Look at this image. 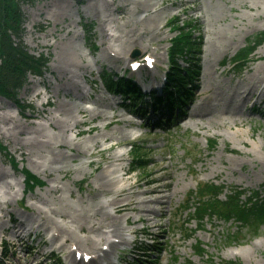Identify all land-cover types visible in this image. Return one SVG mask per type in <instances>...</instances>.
<instances>
[{"label": "rangeland", "instance_id": "374dc122", "mask_svg": "<svg viewBox=\"0 0 264 264\" xmlns=\"http://www.w3.org/2000/svg\"><path fill=\"white\" fill-rule=\"evenodd\" d=\"M21 9L24 46L31 54L44 53L49 61L43 76H28L20 90L18 98L24 109L0 97V143L6 147L7 154L15 157L20 168L30 170L43 185L26 192L20 171H13L9 160L0 152L3 223L0 242L7 241L5 246L0 243V250L1 247L6 249V257L0 264L37 261L41 264H84L70 259L69 245L58 249L62 237H54V230L47 226L34 231L42 230V241H48V246L44 247L38 237L32 238L33 233L27 237L28 243L11 245L10 241L16 242L11 224L18 221L15 225L26 229L32 224H50L52 219L77 224L83 216L88 222L85 215L93 213L91 191L98 172L95 163L101 159L100 154H91L89 140L100 138V135L126 139L106 155L122 154V160L114 161L113 168L120 177L124 173L129 183H136L139 186L136 191L148 186L144 185L147 179L163 172L175 184V189L169 203L162 204L161 216L151 217L158 225L147 234L133 236L131 229L143 228L145 224H127L124 218H119L123 228L121 236L127 243L116 245L109 258L98 264H114L118 255L123 257L121 264L133 261L134 256L146 259H140L137 264H202L203 259L194 254L197 241L204 244L215 264L228 261L264 264V224L257 235L251 237L246 229L239 231L234 222L210 219L202 226L195 221L187 222L189 211H184L187 196L198 183L212 181L227 188L249 189L264 185V103L258 100L255 92L243 100L239 110L226 104V100L241 99L236 91L243 89L253 66L264 63L263 40L243 71L233 65V56L245 47L247 39L264 33V0H36L34 4L22 3ZM164 16H168L166 21ZM174 16L182 22L191 20L194 28L185 31L191 34V42L198 49L193 51L192 48V52L178 62L186 65L191 61L195 66L192 82L195 88L182 119L173 120L168 128L161 129L148 123V117L130 112L124 106L126 103H118L103 79L107 74L114 79L125 75L143 84L142 79L151 76L152 71L145 75L124 70L134 61L143 64L144 55L155 59V66L165 63L167 49L175 35L168 23ZM86 23L94 25L90 37L82 27ZM135 50L139 55L133 58ZM29 78L34 81L30 82ZM198 90H201L200 95L196 96ZM33 92L36 94L32 95ZM75 105L90 113L78 114ZM69 112L73 118H68ZM46 114L65 121L57 127L48 126ZM95 115L99 117L92 121L90 117ZM111 115L117 123L105 128ZM74 121L87 123L74 127ZM93 126H96L95 131L89 132ZM31 128H34V136L39 135L46 143H35L31 147ZM79 130L81 134H77ZM61 139L65 140L64 146L56 148ZM212 141L216 144L214 148L210 147ZM113 143H116L115 138L101 142V146ZM130 143L140 144L142 166L132 163ZM53 147L54 153L64 155L61 163H48ZM29 150L37 163L27 158ZM41 164L46 165L50 175L41 172ZM109 165L102 163L104 168ZM58 166L64 171L58 172ZM54 183L68 190L63 194L51 193L48 188ZM153 185L154 182L150 183ZM164 194L168 193L164 191ZM112 197L113 194L106 193L95 196V200L107 202ZM74 209L80 211V215L68 218ZM115 210L113 207L107 211L119 217ZM122 214L131 218L139 216L131 211ZM84 234L78 232L79 236ZM235 234L236 239L228 242ZM188 235H192L189 240L186 239ZM118 238L110 240L116 242ZM51 247H54L52 258L48 256ZM99 247L104 249L108 245L101 243ZM134 247L140 248L141 253L129 251Z\"/></svg>", "mask_w": 264, "mask_h": 264}, {"label": "bare ground", "instance_id": "6f19581e", "mask_svg": "<svg viewBox=\"0 0 264 264\" xmlns=\"http://www.w3.org/2000/svg\"><path fill=\"white\" fill-rule=\"evenodd\" d=\"M168 16H164V20L166 21ZM112 36V34H111ZM261 57V56H260ZM252 74L248 77L247 82L242 85L240 90L236 91L238 96H241L239 100H226L227 106H233L234 110L240 109L241 103L245 100L248 96L258 93V100L263 101L264 103V63L256 64L252 68ZM29 81H34L33 79L29 78ZM201 91V90H200ZM200 91L196 93V96L200 95ZM36 93L33 92L32 95ZM84 99V98H82ZM75 109L78 114H85L90 113V110H86L81 106L75 105ZM70 107H73L70 106ZM225 112V108H224ZM228 114L229 111H226ZM68 118H73L71 112L68 113ZM214 114L212 113V116ZM119 116V115H117ZM121 116V115H120ZM119 116V117H120ZM192 116V114H190ZM99 115L91 116L90 119L93 121L94 118H98ZM107 118V117H106ZM114 116L111 115L108 117V120H111L109 123L105 124L104 127L107 128L110 124L117 123V121L113 120ZM46 121L48 122V126L57 127V125L64 123L65 120L59 119L58 116H53L46 114ZM125 123H127L126 119H122ZM87 123V121H74L73 126L78 127L82 124ZM39 127L44 128L43 125H39ZM96 126L91 127L88 129L89 132L95 131ZM34 128H31L32 137L29 139V145L31 147L34 146L35 143L42 144L46 143V140L40 139L39 135L34 136L33 132ZM38 133V132H37ZM36 133V134H37ZM82 131H77V134H81ZM113 138L116 139V143L110 144L108 147H102L101 142L110 141ZM64 139H61L56 144V148H61L64 146ZM126 141V139L118 136H106L100 135V138L92 137L89 140L91 143L92 152L91 154H100L101 159L97 161L96 170L98 171L97 174L94 176L95 185L92 188V198L93 204L91 208L93 209L92 214H86L85 218L89 219L87 222L84 219H80L79 223L71 224V223H64L58 222L57 220L52 219L50 224L42 223L38 227L47 226V228H52L54 230V237H62V245L59 247L63 249L67 243L71 244V247L77 249V251L82 252L81 260L83 261V257L85 255H95L92 256L94 258L92 260V264H98L99 261H105L109 258L111 251L113 248L118 244H126L127 240L123 238L122 231L123 228L121 227L119 218H124L127 224H136L144 223L145 226L143 228H132L131 233L138 234L144 233L147 234L152 228L157 226L155 222H152V216H161L160 208L162 204L169 203L170 198L174 192L175 184H172L170 181V177L167 176L166 172L163 174H159L156 177H151L146 180L144 185H147L143 190L136 191V188L139 186L136 183H129L124 178L126 177L124 173H122V177L117 175V169L113 168L114 163L116 161L122 160L121 153H114L108 154L106 153L111 152L114 147L122 142ZM50 153L52 157L49 159L48 163H61L63 159V154L61 152L54 153L55 148H50ZM72 149V148H71ZM82 153H84L82 151ZM78 154H81L78 152ZM27 158L32 162L37 163L36 160L32 158L30 150L27 152ZM115 161V162H114ZM110 163L109 166L104 168L102 163ZM91 165V162L89 163ZM161 169V167H158ZM58 172L64 171L61 166L56 168ZM41 172L43 174L50 175V171H48L45 164H41ZM154 172V171H152ZM123 181V185H120V182ZM155 183V185L150 186V183ZM49 191L54 194H63L67 187L63 185H58L56 183L49 186ZM164 189V190H163ZM166 191L168 194H164ZM106 193L113 194L112 199L108 200L107 202H101L95 200V196L102 195ZM156 205V206H155ZM109 207V208H108ZM115 207V213L119 214V217L116 215H111L107 210L110 208ZM107 208V209H106ZM106 209V210H105ZM124 211H131L139 214L137 218H131L126 214H122ZM0 212H1V201H0ZM80 211L78 210H71L70 214L67 215L68 218H71L72 215H80ZM97 216H103L98 218ZM22 228H13L11 231L12 235L17 234L18 232L22 231ZM0 230H3V223H2V216L0 215ZM78 232H84V236H79ZM114 235V236H113ZM119 237L118 243L113 242L110 240L111 237ZM101 243L108 245V249L104 250L102 247H99ZM71 251V252H72ZM235 254V253H232ZM71 255V254H69ZM75 256V255H74Z\"/></svg>", "mask_w": 264, "mask_h": 264}, {"label": "trees", "instance_id": "16d2710c", "mask_svg": "<svg viewBox=\"0 0 264 264\" xmlns=\"http://www.w3.org/2000/svg\"><path fill=\"white\" fill-rule=\"evenodd\" d=\"M33 3L34 0H0V95L12 100L17 106H20L17 99L18 90L24 85L29 73L40 75L47 63V59L41 54L38 57L29 54L21 41L23 15L20 4ZM87 29V28H86ZM182 26H176L175 30L178 35L172 40L170 48L171 73L177 77L178 98L183 103L187 100V91L180 88V84L184 83L188 77H191V70L183 68L187 72L185 76L180 67L175 62V58L186 54L188 47H191L190 34L183 30ZM88 31V30H87ZM17 39L18 41L14 40ZM248 52L239 53L237 59H242ZM175 80V79H174ZM132 84L121 82L120 88H125V93L129 92L132 96L138 95V90H132ZM184 92V95L181 93ZM168 96L172 99V95ZM186 96V97H185ZM158 104V103H156ZM16 167V164L15 166ZM23 174L26 179V186L29 189L41 184V182L28 171L24 170ZM222 187L212 183L200 184L197 187L196 198L193 203L194 215L198 221H204L206 218L215 217L223 220L235 219L247 226L250 231H256L261 224L264 223V200L259 199V191L252 190L250 197L246 202L238 199V196L245 191H232L225 201H220L218 195ZM198 255L204 254L202 245L196 248ZM207 264H214L209 260ZM224 264H231L225 262Z\"/></svg>", "mask_w": 264, "mask_h": 264}]
</instances>
